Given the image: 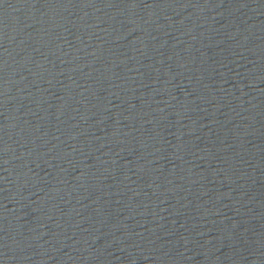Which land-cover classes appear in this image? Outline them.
Returning <instances> with one entry per match:
<instances>
[{"label": "water", "instance_id": "95a60500", "mask_svg": "<svg viewBox=\"0 0 264 264\" xmlns=\"http://www.w3.org/2000/svg\"><path fill=\"white\" fill-rule=\"evenodd\" d=\"M0 264H264V0H0Z\"/></svg>", "mask_w": 264, "mask_h": 264}]
</instances>
